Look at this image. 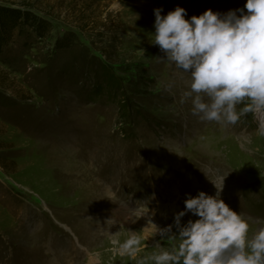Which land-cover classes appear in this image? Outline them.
<instances>
[{
  "label": "rangeland",
  "instance_id": "obj_1",
  "mask_svg": "<svg viewBox=\"0 0 264 264\" xmlns=\"http://www.w3.org/2000/svg\"><path fill=\"white\" fill-rule=\"evenodd\" d=\"M246 2L0 0L46 21L43 35L18 26L0 59V264H137L161 241L157 228L177 232L187 194L215 195L224 178L222 199L251 231L264 226V109L227 127L201 121L184 99L187 75L152 43L156 8L190 19ZM69 33L72 49L55 52ZM132 232L135 256L120 251Z\"/></svg>",
  "mask_w": 264,
  "mask_h": 264
},
{
  "label": "clouds",
  "instance_id": "obj_2",
  "mask_svg": "<svg viewBox=\"0 0 264 264\" xmlns=\"http://www.w3.org/2000/svg\"><path fill=\"white\" fill-rule=\"evenodd\" d=\"M162 13V8L154 10L152 43L164 53L162 60L181 77L187 75L183 95L193 115L227 127L264 109V0H247L243 8L224 14L208 9L190 19L180 6ZM257 134L264 136V119ZM224 182L213 181L215 195L187 194L185 209L175 215L177 232L172 225L157 228L170 246L157 241L155 251L137 264H264V226L250 230L248 219L222 199ZM189 212L198 219L182 223ZM140 246V237L132 232L120 251L135 256Z\"/></svg>",
  "mask_w": 264,
  "mask_h": 264
},
{
  "label": "trees",
  "instance_id": "obj_3",
  "mask_svg": "<svg viewBox=\"0 0 264 264\" xmlns=\"http://www.w3.org/2000/svg\"><path fill=\"white\" fill-rule=\"evenodd\" d=\"M29 9V10H28ZM13 9L11 6H0V59L5 55L8 45L10 44L13 31L18 26L32 27L38 35H43L46 28V21L32 12L31 8ZM77 41L75 33H69L56 43L55 52H67L71 50L72 44ZM103 72L106 74L107 86L111 89H121V81L116 78L115 74L106 66H102ZM0 93V100H2Z\"/></svg>",
  "mask_w": 264,
  "mask_h": 264
},
{
  "label": "bare ground",
  "instance_id": "obj_4",
  "mask_svg": "<svg viewBox=\"0 0 264 264\" xmlns=\"http://www.w3.org/2000/svg\"><path fill=\"white\" fill-rule=\"evenodd\" d=\"M261 111H262V109H261L260 112L258 113L260 117H261V114H260ZM255 117H257V115H255ZM257 118H258V117H257ZM215 144H217V142H216ZM168 196L171 197V194H169Z\"/></svg>",
  "mask_w": 264,
  "mask_h": 264
}]
</instances>
